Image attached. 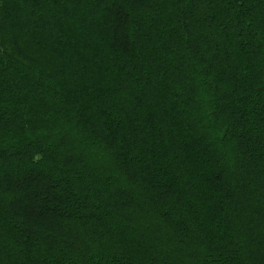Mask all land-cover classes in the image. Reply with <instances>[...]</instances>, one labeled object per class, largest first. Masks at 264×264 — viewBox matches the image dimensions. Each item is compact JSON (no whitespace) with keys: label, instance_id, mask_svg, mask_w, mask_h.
<instances>
[{"label":"trees","instance_id":"obj_1","mask_svg":"<svg viewBox=\"0 0 264 264\" xmlns=\"http://www.w3.org/2000/svg\"><path fill=\"white\" fill-rule=\"evenodd\" d=\"M0 264H264V0H0Z\"/></svg>","mask_w":264,"mask_h":264}]
</instances>
